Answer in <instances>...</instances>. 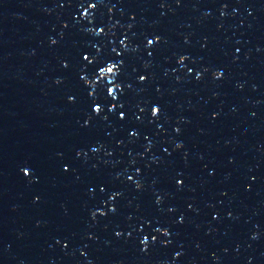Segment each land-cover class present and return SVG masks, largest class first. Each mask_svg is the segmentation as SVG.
Masks as SVG:
<instances>
[{"label":"water","instance_id":"water-1","mask_svg":"<svg viewBox=\"0 0 264 264\" xmlns=\"http://www.w3.org/2000/svg\"><path fill=\"white\" fill-rule=\"evenodd\" d=\"M0 264H264V0H0Z\"/></svg>","mask_w":264,"mask_h":264},{"label":"snow or ice","instance_id":"snow-or-ice-1","mask_svg":"<svg viewBox=\"0 0 264 264\" xmlns=\"http://www.w3.org/2000/svg\"><path fill=\"white\" fill-rule=\"evenodd\" d=\"M149 43H151V41H149ZM86 59H87V57H86ZM109 71H112V69L109 68ZM110 94H112V93L110 92ZM100 110L101 109L99 107H97L96 111L99 112ZM153 111H154V115H155V114H157L159 112V108H155ZM25 174H28V170L27 169L25 170Z\"/></svg>","mask_w":264,"mask_h":264}]
</instances>
